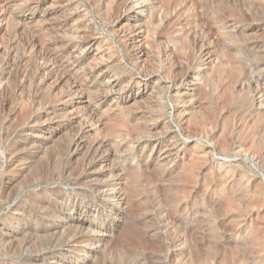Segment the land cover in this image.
I'll use <instances>...</instances> for the list:
<instances>
[{"label": "rangeland", "instance_id": "374dc122", "mask_svg": "<svg viewBox=\"0 0 264 264\" xmlns=\"http://www.w3.org/2000/svg\"><path fill=\"white\" fill-rule=\"evenodd\" d=\"M0 264H264V0H0Z\"/></svg>", "mask_w": 264, "mask_h": 264}]
</instances>
